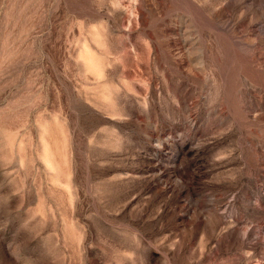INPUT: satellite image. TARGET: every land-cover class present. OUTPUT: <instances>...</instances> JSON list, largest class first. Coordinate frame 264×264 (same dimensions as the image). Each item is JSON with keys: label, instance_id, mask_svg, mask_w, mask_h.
<instances>
[{"label": "rangeland", "instance_id": "rangeland-1", "mask_svg": "<svg viewBox=\"0 0 264 264\" xmlns=\"http://www.w3.org/2000/svg\"><path fill=\"white\" fill-rule=\"evenodd\" d=\"M0 264H264V0H0Z\"/></svg>", "mask_w": 264, "mask_h": 264}]
</instances>
